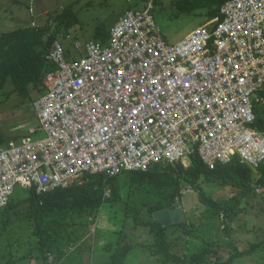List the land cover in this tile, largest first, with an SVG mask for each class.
Returning <instances> with one entry per match:
<instances>
[{"label":"built area","instance_id":"built-area-1","mask_svg":"<svg viewBox=\"0 0 264 264\" xmlns=\"http://www.w3.org/2000/svg\"><path fill=\"white\" fill-rule=\"evenodd\" d=\"M128 2L108 43L70 32L50 43L54 67L32 104L38 125L0 143V209L16 187L43 194L90 174L188 167L194 154L210 168L234 158L255 170L264 163L255 109L264 105V0H225L219 17L176 43L157 23L154 0Z\"/></svg>","mask_w":264,"mask_h":264},{"label":"trees","instance_id":"trees-1","mask_svg":"<svg viewBox=\"0 0 264 264\" xmlns=\"http://www.w3.org/2000/svg\"><path fill=\"white\" fill-rule=\"evenodd\" d=\"M224 1L178 0L176 6L188 13L196 7L209 6L206 14L207 18L211 19L219 17L220 6ZM53 18L56 22L54 29L47 23L0 33V90L11 84L9 95L16 94L24 103L33 104L35 94L40 95L44 91L43 79L54 67L46 59L50 43L56 39L59 31H69L79 22L70 5L64 7L60 13L56 12ZM95 38L91 40L108 43L110 29L98 26ZM69 53L67 48V56L71 57ZM260 94L264 96V88ZM255 109L256 125L264 128V105L257 104ZM16 137L0 131V143L17 139ZM257 172L259 177L256 182L264 187V163L259 166ZM253 173V168L241 163L238 158L210 168L198 154H194L188 167L180 162L155 163L147 170L121 172L112 176H106L104 173L90 174L80 183L43 194H37L33 189L26 190L27 195L24 198L14 200L18 195H13L7 207L0 209V264H14L25 258H36V251L43 259H47L48 254H53V264H86L85 249L76 244L71 228L76 222V215H90L106 203L111 206L123 203L122 214L132 217L136 226L149 229L153 241L147 247L163 263L170 261L176 264H230L235 257L246 255L261 243H254L244 250H236L225 260L210 244L200 246L191 254L180 255L172 252L166 236L167 225L155 219L154 213L173 207L182 195L183 184L189 183L198 190L200 202L218 213H223L231 223L240 211L243 195L253 187ZM202 178L207 182L229 185L239 191L231 199L219 202L205 192L201 185ZM106 189L110 190L109 196L105 195ZM144 210L150 215L147 219L142 217ZM229 228L226 223L225 229ZM11 230L15 231L18 239L35 236V246L16 256L12 251L16 244L9 236ZM132 246L130 243L117 244L110 254L108 264H124Z\"/></svg>","mask_w":264,"mask_h":264},{"label":"rangeland","instance_id":"rangeland-1","mask_svg":"<svg viewBox=\"0 0 264 264\" xmlns=\"http://www.w3.org/2000/svg\"><path fill=\"white\" fill-rule=\"evenodd\" d=\"M176 1L178 0H155L153 11L157 23L170 43L178 42L195 28L213 19L207 18L209 6L196 7L188 13L180 10ZM68 5L72 6L79 19L69 31L82 42L96 39L98 26L110 29L120 15L131 7L128 0H0V33L33 26V20L34 26L50 23L54 29L56 22L53 16ZM61 32L64 31L58 33ZM62 41L69 49L71 57L79 54L70 39L65 38ZM11 88L12 85L7 84L0 90V131L8 136L20 138L29 128L36 127L38 120L31 103H24L16 94L9 95ZM37 96L38 94H35V98ZM42 136V130L33 135L34 138ZM253 170V187L243 195L240 211L231 223L223 213H218L200 202L199 192L191 184H183L182 195L177 201L182 202L187 220L169 224L166 228L172 252L188 255L197 251L200 246L210 244L225 260L236 250H244L260 242L261 245L251 249L244 256L235 257L230 264H264V187L256 182L259 174L257 170ZM201 185L208 195L222 203L239 191L220 182H207L204 178ZM190 187L191 190L188 191ZM126 190L127 186L124 189L125 195ZM14 195H18L14 200L22 199L27 195L26 189L16 187ZM122 205L123 203L111 206L106 203L90 215L75 216L76 222L71 229L76 244L85 249V263L108 264L110 254L117 244L130 243L133 246L124 264H176L170 261L163 263L158 256L151 253L147 245L153 241V235L148 228L136 226L132 217L124 216ZM142 217L147 219L150 215L144 210ZM226 223L230 226L228 230L225 229ZM9 236L16 244L12 248L16 256L28 252L36 244L35 236L18 239L14 230L10 231ZM38 253L36 251V258H25L14 264H49V260L43 259Z\"/></svg>","mask_w":264,"mask_h":264},{"label":"water","instance_id":"water-1","mask_svg":"<svg viewBox=\"0 0 264 264\" xmlns=\"http://www.w3.org/2000/svg\"><path fill=\"white\" fill-rule=\"evenodd\" d=\"M182 202H175L171 208H164L154 213V218L161 221L163 225H169L182 222L186 219L185 210Z\"/></svg>","mask_w":264,"mask_h":264},{"label":"crops","instance_id":"crops-1","mask_svg":"<svg viewBox=\"0 0 264 264\" xmlns=\"http://www.w3.org/2000/svg\"><path fill=\"white\" fill-rule=\"evenodd\" d=\"M64 32H70V31H64ZM71 33V32H70ZM72 34V33H71ZM73 35V34H72ZM74 36V35H73ZM75 39L80 40L79 38H77L76 36H74ZM91 40V39H90Z\"/></svg>","mask_w":264,"mask_h":264},{"label":"bare ground","instance_id":"bare-ground-1","mask_svg":"<svg viewBox=\"0 0 264 264\" xmlns=\"http://www.w3.org/2000/svg\"><path fill=\"white\" fill-rule=\"evenodd\" d=\"M155 3H156V2H155V0H154V8H155ZM153 11H154V10H153ZM115 23H116V22H115ZM115 23H114V24H115ZM166 40H167V39H166Z\"/></svg>","mask_w":264,"mask_h":264}]
</instances>
